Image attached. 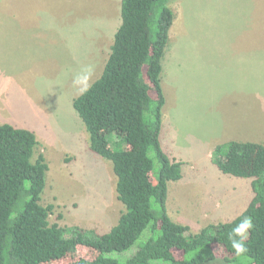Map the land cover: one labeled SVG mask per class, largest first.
<instances>
[{"label":"rangeland","instance_id":"374dc122","mask_svg":"<svg viewBox=\"0 0 264 264\" xmlns=\"http://www.w3.org/2000/svg\"><path fill=\"white\" fill-rule=\"evenodd\" d=\"M168 7L162 115L167 128L178 113L173 124L193 138L177 147L182 179L168 182L166 207L194 234L240 215L253 197L250 178L220 173L207 152L214 141L264 144V0H170ZM119 25L120 0H0V124L34 132L32 161L43 154L48 166L41 204L53 205L50 224L106 233L124 211L111 162L88 148L71 85L84 65L95 68L92 83L101 75ZM110 148L125 150L124 138L114 136ZM214 253L224 258L221 247ZM94 256L80 246L46 264Z\"/></svg>","mask_w":264,"mask_h":264},{"label":"trees","instance_id":"16d2710c","mask_svg":"<svg viewBox=\"0 0 264 264\" xmlns=\"http://www.w3.org/2000/svg\"><path fill=\"white\" fill-rule=\"evenodd\" d=\"M169 1L120 0V25L102 73L72 102L89 150L112 164L124 208L117 223L106 233L50 224L53 205L41 204L48 166L43 154L32 161L36 136L0 124V264L58 262L80 246L95 256L61 264H264V144L230 141L211 152L220 173L251 179L253 197L240 215L193 234L167 212L168 182L182 179L183 165L159 141L165 104L160 75L173 22ZM114 136L124 138L125 150L110 148ZM244 216L254 227L247 253L236 256L227 234ZM215 246L223 249L222 260Z\"/></svg>","mask_w":264,"mask_h":264},{"label":"clouds","instance_id":"9594fccd","mask_svg":"<svg viewBox=\"0 0 264 264\" xmlns=\"http://www.w3.org/2000/svg\"><path fill=\"white\" fill-rule=\"evenodd\" d=\"M94 73V66L88 64L82 66L79 71L72 76L71 85L76 95L84 96L90 91ZM253 227L252 218L250 216H244L238 224L229 230L227 240L236 256H242L247 253L248 248L245 241L248 239L249 232Z\"/></svg>","mask_w":264,"mask_h":264},{"label":"crops","instance_id":"0c3cea01","mask_svg":"<svg viewBox=\"0 0 264 264\" xmlns=\"http://www.w3.org/2000/svg\"><path fill=\"white\" fill-rule=\"evenodd\" d=\"M179 115L178 113H176L174 115V119L173 121L169 122V125L168 127L166 128L165 126V121L163 119V115H162V118H161V130H160V135H159V141H160V144H161V147L163 149V151L171 158V159H175L176 161H180L182 163L185 162V159L184 158H181V154H179V151L177 150V147L179 146H182V145H185L187 144V142L189 140H191L193 138L192 135H185L181 129H179L177 127V125L173 124V122H176L177 120L181 121V117L180 116H177ZM186 116V115H185ZM188 123H190L191 125L193 124L192 121L193 119L190 117H186L185 119ZM172 123V124H171ZM171 126V128H170ZM181 133V135L179 134ZM192 133V132H191ZM215 139H217V135L214 136ZM162 139V141H161ZM228 140H224V141H214V142H211L212 144L210 145V150L207 152L208 155L211 156V151L212 149L219 145V144H223L224 142L227 143ZM230 142V141H228ZM237 142H242V140H237ZM243 142H248V141H243ZM261 144V143H260ZM185 157V156H184ZM205 172L202 170V172H198V174L196 175H192V179H195L197 177H202L204 176ZM215 174H218V173H215ZM204 178V177H203ZM203 180V179H202ZM225 204H227L228 202H224ZM245 210V209H244ZM243 210V211H244ZM235 217L237 216H234L232 219H234ZM229 220V221H231ZM226 222V221H225ZM228 222V221H227ZM202 229V228H201Z\"/></svg>","mask_w":264,"mask_h":264}]
</instances>
